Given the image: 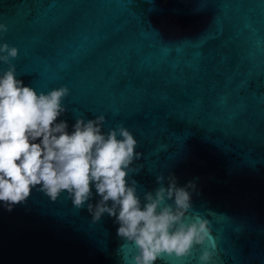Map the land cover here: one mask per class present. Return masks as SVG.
Here are the masks:
<instances>
[{
  "label": "water",
  "instance_id": "obj_1",
  "mask_svg": "<svg viewBox=\"0 0 264 264\" xmlns=\"http://www.w3.org/2000/svg\"><path fill=\"white\" fill-rule=\"evenodd\" d=\"M0 21L26 83L70 86L57 119L103 112L105 129L136 133L142 196L161 172L196 182L191 211L212 236L156 264H201L205 247L209 264H264V0H0ZM118 226L34 186L0 202V264H134Z\"/></svg>",
  "mask_w": 264,
  "mask_h": 264
},
{
  "label": "clouds",
  "instance_id": "obj_2",
  "mask_svg": "<svg viewBox=\"0 0 264 264\" xmlns=\"http://www.w3.org/2000/svg\"><path fill=\"white\" fill-rule=\"evenodd\" d=\"M8 28L0 21V33ZM19 52L18 45L0 41V62L9 65L0 69V202L12 210L27 201L34 186L52 199L67 190L75 205L88 202L93 219L115 217L118 234L135 242L134 264L191 255L204 245L213 229L209 218L192 214L196 182L180 184L172 172L165 184L161 172L158 186L142 196L130 175L142 155L136 133L123 121L105 129L103 112L91 118L79 114L71 127L57 119L68 111L70 86L45 90L26 83L13 62ZM96 195L99 200L91 201ZM213 257L205 247L199 261L209 264Z\"/></svg>",
  "mask_w": 264,
  "mask_h": 264
}]
</instances>
